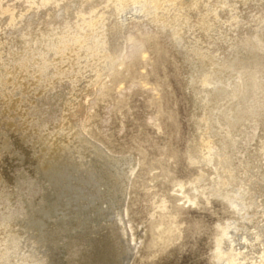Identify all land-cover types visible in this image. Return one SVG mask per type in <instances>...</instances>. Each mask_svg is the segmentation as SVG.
<instances>
[{"label": "rangeland", "instance_id": "rangeland-1", "mask_svg": "<svg viewBox=\"0 0 264 264\" xmlns=\"http://www.w3.org/2000/svg\"><path fill=\"white\" fill-rule=\"evenodd\" d=\"M222 263L264 264V0H0V264Z\"/></svg>", "mask_w": 264, "mask_h": 264}, {"label": "bare ground", "instance_id": "bare-ground-1", "mask_svg": "<svg viewBox=\"0 0 264 264\" xmlns=\"http://www.w3.org/2000/svg\"><path fill=\"white\" fill-rule=\"evenodd\" d=\"M78 193H80V192H78ZM81 196H84V194H77L76 195V198L75 199H71V200H74L75 202L76 201H78L79 200V198L81 197ZM68 203V202H67ZM32 223H34L35 225H38V227H42V226H44L45 225V222H44V220L42 219V221H39V222H32ZM32 245V244H31ZM32 247V246H31ZM31 247H29V249L31 248ZM28 248V247H27ZM34 249V248H33ZM231 261V260H230ZM232 263V262H231ZM223 264V263H222Z\"/></svg>", "mask_w": 264, "mask_h": 264}]
</instances>
